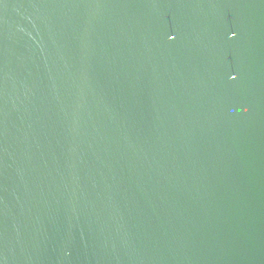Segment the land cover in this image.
I'll use <instances>...</instances> for the list:
<instances>
[{"label":"water","instance_id":"1","mask_svg":"<svg viewBox=\"0 0 264 264\" xmlns=\"http://www.w3.org/2000/svg\"><path fill=\"white\" fill-rule=\"evenodd\" d=\"M0 264H264V0H0Z\"/></svg>","mask_w":264,"mask_h":264}]
</instances>
